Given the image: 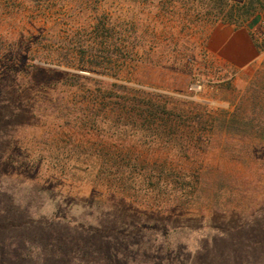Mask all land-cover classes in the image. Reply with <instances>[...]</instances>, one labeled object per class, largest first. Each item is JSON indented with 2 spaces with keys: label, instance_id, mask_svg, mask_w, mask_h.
Returning a JSON list of instances; mask_svg holds the SVG:
<instances>
[{
  "label": "rangeland",
  "instance_id": "obj_1",
  "mask_svg": "<svg viewBox=\"0 0 264 264\" xmlns=\"http://www.w3.org/2000/svg\"><path fill=\"white\" fill-rule=\"evenodd\" d=\"M261 22L264 0H0V264L264 243V76L213 38Z\"/></svg>",
  "mask_w": 264,
  "mask_h": 264
},
{
  "label": "crops",
  "instance_id": "obj_2",
  "mask_svg": "<svg viewBox=\"0 0 264 264\" xmlns=\"http://www.w3.org/2000/svg\"><path fill=\"white\" fill-rule=\"evenodd\" d=\"M215 52L226 68L238 75L259 72L264 76V44H260L252 33V26L240 29L223 25L214 30Z\"/></svg>",
  "mask_w": 264,
  "mask_h": 264
},
{
  "label": "trees",
  "instance_id": "obj_3",
  "mask_svg": "<svg viewBox=\"0 0 264 264\" xmlns=\"http://www.w3.org/2000/svg\"><path fill=\"white\" fill-rule=\"evenodd\" d=\"M234 16L232 10L228 14L224 15L226 21H230ZM228 17V18H227ZM153 114L163 113L164 110L160 106H154ZM253 234H247V238L251 239ZM242 252L235 250L232 254L228 255L227 252H222L218 258H210L206 264H256L261 258H264V243L256 242L255 240L246 242ZM150 249L147 248V250ZM106 249H98L97 247L88 246L86 248H80L79 253L81 257L79 260H76V264H127L126 261L122 263L115 262V259L112 256V252L105 251ZM151 252V250H150ZM221 252L218 250L216 253ZM260 254L256 258L257 254ZM114 254V253H113ZM200 256L199 253H197ZM205 263V262H204ZM157 264V263H155ZM159 264V263H158Z\"/></svg>",
  "mask_w": 264,
  "mask_h": 264
},
{
  "label": "built area",
  "instance_id": "obj_4",
  "mask_svg": "<svg viewBox=\"0 0 264 264\" xmlns=\"http://www.w3.org/2000/svg\"><path fill=\"white\" fill-rule=\"evenodd\" d=\"M259 29H260V32H264V22H261L259 24ZM258 39V42L261 44H264V37H260V38H257Z\"/></svg>",
  "mask_w": 264,
  "mask_h": 264
}]
</instances>
